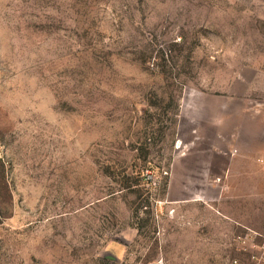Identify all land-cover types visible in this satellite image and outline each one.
<instances>
[{"label": "rangeland", "instance_id": "374dc122", "mask_svg": "<svg viewBox=\"0 0 264 264\" xmlns=\"http://www.w3.org/2000/svg\"><path fill=\"white\" fill-rule=\"evenodd\" d=\"M262 128L264 0H0V264H253Z\"/></svg>", "mask_w": 264, "mask_h": 264}, {"label": "crops", "instance_id": "0c3cea01", "mask_svg": "<svg viewBox=\"0 0 264 264\" xmlns=\"http://www.w3.org/2000/svg\"><path fill=\"white\" fill-rule=\"evenodd\" d=\"M260 132L263 133L262 138H264V130ZM234 146L226 152L231 161L233 160V164L224 169L219 178L240 181L242 183L239 184V187L237 185L238 189H243L244 191L246 189L251 190L250 196L253 194L261 195L260 191L262 190L264 192V139L260 138L258 141L249 142H235ZM243 195L244 193L241 196ZM262 211L261 209L254 208L250 211L251 213L259 214L257 221H253V219L251 222L248 219L247 221L243 219L236 220L237 225L244 233L240 237L242 241L259 243L264 240V217L260 214Z\"/></svg>", "mask_w": 264, "mask_h": 264}, {"label": "built area", "instance_id": "2783aa9c", "mask_svg": "<svg viewBox=\"0 0 264 264\" xmlns=\"http://www.w3.org/2000/svg\"><path fill=\"white\" fill-rule=\"evenodd\" d=\"M243 243L249 244L252 248L257 249V253L252 256L253 264H264V240L259 243H247V241L243 240Z\"/></svg>", "mask_w": 264, "mask_h": 264}]
</instances>
